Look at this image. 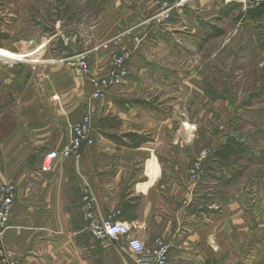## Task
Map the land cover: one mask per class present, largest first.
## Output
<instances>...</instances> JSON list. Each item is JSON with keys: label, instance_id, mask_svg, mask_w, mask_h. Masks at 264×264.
Wrapping results in <instances>:
<instances>
[{"label": "crops", "instance_id": "1", "mask_svg": "<svg viewBox=\"0 0 264 264\" xmlns=\"http://www.w3.org/2000/svg\"><path fill=\"white\" fill-rule=\"evenodd\" d=\"M150 2L59 0L50 3L53 21L67 13L78 37L86 38L83 47L75 43L68 52L53 51L54 30L52 38L27 34L11 51L0 48L5 59H0V187L12 184L18 190L9 230L0 239V264L130 263L125 243L88 233L87 197L99 219L126 224L147 248L168 242L169 264H264V210L255 212L247 180L234 174L221 178L220 163L229 165L236 154L223 159L214 147L201 180H190L200 137L180 136L176 106L167 115L140 100L135 103L149 79L143 65L137 76L97 100L81 69L69 63L82 55L94 74L108 75L111 52L99 55L93 41L137 26ZM48 4L31 0L10 5L9 11L19 12L13 16L21 28L27 23L22 11L47 9ZM36 22L41 30L49 26L42 18ZM42 44L28 61L8 65ZM54 54L66 58L51 61ZM88 112L94 145L79 159L54 160L52 170L41 173L46 154L67 148L74 124Z\"/></svg>", "mask_w": 264, "mask_h": 264}, {"label": "rangeland", "instance_id": "2", "mask_svg": "<svg viewBox=\"0 0 264 264\" xmlns=\"http://www.w3.org/2000/svg\"><path fill=\"white\" fill-rule=\"evenodd\" d=\"M27 1L31 0H0V30L6 37L0 39V48L11 51L18 39L39 33L50 38L61 33L50 44L56 52H68L75 43L83 47L86 38L78 37L77 29L65 19L67 13L60 16V21H53L50 3L55 5L59 0H48L47 9L22 11L27 23L17 26L13 14L19 12H10L9 6ZM150 1L137 26L114 35L130 31L121 47L102 48L98 54L111 52L113 60L116 53L127 49L129 78L140 73L139 64L149 77L144 79L135 103L140 100L167 115L173 114L176 106L180 136L200 137L201 152L191 162L190 180H201L214 147L241 142L244 150L238 149L229 165L220 163L221 178L234 174L247 180L255 212L264 210V17L256 20L247 14L251 0H187L169 22L155 24L153 19L162 10L155 0ZM41 18L49 25L45 30L36 25ZM137 36L147 37L136 47ZM63 37L72 39L71 44L66 46ZM114 37L93 41V50ZM65 58L54 54L51 61ZM76 58L74 61L83 57ZM160 83L163 87L157 90L154 85ZM199 160L203 166L195 179L192 170Z\"/></svg>", "mask_w": 264, "mask_h": 264}, {"label": "built area", "instance_id": "3", "mask_svg": "<svg viewBox=\"0 0 264 264\" xmlns=\"http://www.w3.org/2000/svg\"><path fill=\"white\" fill-rule=\"evenodd\" d=\"M187 0H155L157 6L161 8L160 14H158L153 22L155 24H162L164 22H169L173 16V12L181 7ZM130 31L123 32L120 35L114 37L108 42L101 44L94 48V51H99L100 49H110L114 45L119 47L121 42L126 39V35H129ZM61 35V33H56L55 38ZM147 36L135 37L134 43L135 46L142 44L143 40ZM64 44L70 45L72 39L69 37H63ZM34 41L30 42V45H33ZM45 44L34 48V50L28 55H23L24 60H14L9 62V66L13 67L14 63L28 61L30 56L34 55L38 51L42 50ZM124 48V47H123ZM122 48V49H123ZM121 49V50H122ZM127 49L122 50L120 53H116L113 57L111 66L112 69L110 73L106 76L99 77L98 75L92 72L91 67L87 59L78 58L74 61L69 60L70 64H76L82 71V74L88 81L91 83L93 91L91 97L93 99L102 100L106 98L107 93L111 89H116L121 87L126 83L127 79L131 73V66H129V57ZM33 62L38 63L36 59H31ZM36 60V61H35ZM57 99V98H55ZM93 118L90 112L82 117L78 122L74 124L72 128V142L70 145L60 152H50L46 154V159L42 164L40 170L41 173H46L51 171L52 164L54 160L63 158H73L79 159L81 157L82 151L94 145L95 139L93 137ZM201 160H199L195 165V168L192 170V174L195 179L199 178V173L202 170ZM18 190L15 185L12 184H3L0 187V239L2 240L5 237V233L9 230V223L12 216L13 208L17 202ZM85 212H86V226L87 231L91 237L106 241L110 240L113 243L121 244L125 243L128 247V254H130V263L128 264H169L170 263V244L165 240H159L155 247L147 248L142 239L136 235H132V229L126 224L114 221L112 218L106 220H101L97 217L96 211L94 210L93 199L87 197L85 199ZM4 251V244L0 242V254Z\"/></svg>", "mask_w": 264, "mask_h": 264}, {"label": "trees", "instance_id": "4", "mask_svg": "<svg viewBox=\"0 0 264 264\" xmlns=\"http://www.w3.org/2000/svg\"><path fill=\"white\" fill-rule=\"evenodd\" d=\"M252 2V7L247 11V14H249L252 18L256 20H261L264 17V0H251ZM2 33L0 32V39L2 37H5L4 35H1ZM6 38V37H5ZM1 45V44H0ZM243 144L241 142L235 141L234 145H225L222 146L219 150V155L223 159H227V156L230 154H237L238 149L244 150L243 149Z\"/></svg>", "mask_w": 264, "mask_h": 264}, {"label": "bare ground", "instance_id": "5", "mask_svg": "<svg viewBox=\"0 0 264 264\" xmlns=\"http://www.w3.org/2000/svg\"><path fill=\"white\" fill-rule=\"evenodd\" d=\"M0 59H4V57H0ZM5 60V59H4Z\"/></svg>", "mask_w": 264, "mask_h": 264}]
</instances>
